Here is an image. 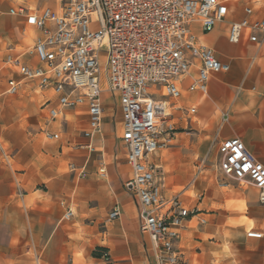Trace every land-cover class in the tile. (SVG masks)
Wrapping results in <instances>:
<instances>
[{
  "label": "crops",
  "instance_id": "1",
  "mask_svg": "<svg viewBox=\"0 0 264 264\" xmlns=\"http://www.w3.org/2000/svg\"><path fill=\"white\" fill-rule=\"evenodd\" d=\"M22 4L33 10L59 6L57 0H0V140L10 145V151L0 147V264H155L151 240L139 229L137 198L125 187L132 173L121 142L117 96L111 112L114 121L109 119L102 97L101 132L93 138L96 150L92 154L78 146L85 142L81 133L87 121L84 109H66L53 130L62 133L66 125L65 133L73 140L68 145L69 156L65 157L63 147L57 157H48L38 148L34 160L27 163V104L36 107L32 94L41 104L43 96L30 83L21 85L15 94L6 93L5 79L16 76L2 63L9 44L24 52L35 41L37 32L26 25L25 18L9 12ZM252 5L253 16L264 17V0ZM242 7V2L235 4V14L227 15L210 31L191 24L197 42L210 47L229 69L209 76L205 95L187 89L195 74L191 69L181 81L182 109L174 110L173 121L180 124L178 129L209 126L206 132L216 144L237 137L264 165V42L254 43L246 36L237 43L227 39L228 26L241 18ZM23 59L27 61V55ZM192 106L196 107L194 114L186 111ZM40 112L45 118L46 108L40 105ZM225 113L227 119L223 120ZM180 134L183 131L178 130L165 148L168 152L156 151L150 157L162 169L164 163L175 169L169 175L163 169L167 195L178 194L175 189L189 179L182 165L192 162L199 152L198 146L189 144L172 147ZM67 158L74 159L79 168L84 166L85 175L64 171ZM100 160L105 164L104 176L98 173ZM236 190L243 196H211L208 202L185 195L188 190L179 194L186 206L202 209L206 219L203 225L187 221L181 232L177 248L185 264H264V201L252 185ZM230 203H243L245 217L253 224L249 230L261 232L260 238L247 236L246 222L227 224V218H239L236 210L226 208ZM115 206L119 216L107 221ZM67 208L73 216L65 220ZM100 250L107 251L108 261Z\"/></svg>",
  "mask_w": 264,
  "mask_h": 264
},
{
  "label": "built area",
  "instance_id": "2",
  "mask_svg": "<svg viewBox=\"0 0 264 264\" xmlns=\"http://www.w3.org/2000/svg\"><path fill=\"white\" fill-rule=\"evenodd\" d=\"M57 1L58 9L33 10L23 4L10 8V14L23 16L37 35L24 52L12 44L5 48L2 63L16 76L5 79V91L15 94L21 85L30 83L41 92V107L46 108L42 131L52 140L60 136L49 126L63 117L64 110L83 108L85 142L78 146L92 154L96 150L92 141L101 132L104 114L100 72L106 67L108 89L119 101L121 142L132 173L125 187L137 198L139 229L151 240L155 264H185L177 248L181 232L187 221L203 225L206 219L202 209L186 206L179 194H165V173L150 157L170 146L178 132L173 112L182 109L181 81L190 70L195 74L187 89L205 95L209 76L229 69L210 47L197 42L191 24L210 31L227 15L235 14L233 6L242 2L243 15L229 24L227 39L237 43L246 36L259 44L264 42V17L253 16L256 0ZM186 111L194 114L196 107ZM222 118L226 120L227 114ZM217 152L222 176L258 188L263 202L264 165L244 143L237 137L228 138L219 142ZM68 168L85 175L84 166L70 163ZM105 171L100 160L99 175ZM119 214V208L113 207L107 221ZM72 216L67 208L63 219ZM247 236L260 238L262 233L251 229ZM101 257L109 260L105 250Z\"/></svg>",
  "mask_w": 264,
  "mask_h": 264
},
{
  "label": "rangeland",
  "instance_id": "3",
  "mask_svg": "<svg viewBox=\"0 0 264 264\" xmlns=\"http://www.w3.org/2000/svg\"><path fill=\"white\" fill-rule=\"evenodd\" d=\"M100 88L102 90V97L104 98L105 110L109 115V119L114 121V115L111 112L113 107V99L116 95L111 93L108 89L109 83L106 67H103L100 72ZM32 98L33 101L31 102H35L36 107H32L30 104H27L26 112L27 163L30 164L34 160V156L36 154L35 152L39 151L38 148H40L43 151V154L46 156L51 155L52 157H57L59 156L58 153L61 152V147H63L64 155L65 157H68V145L70 143L72 144L73 140L71 135L65 133L66 125L64 124V126L61 128L62 133L59 132L60 138L58 140L47 139L42 131V129L45 128L46 117L44 118V113L40 112L41 103L39 102L36 95L32 94ZM81 114L82 113H80V115ZM67 120L71 124L72 118L70 116L67 117ZM176 126L180 127V124L176 122ZM49 127H54V125H50ZM208 129L209 126L205 127L204 130L201 128L178 129L179 131H183V134L178 135V140L173 143L172 147L182 144H189L191 146H198L199 152L194 154L192 157V162L182 165L186 167L185 172L189 175V179L177 187L175 189L176 192L181 194L188 190L185 195L192 196V198H205V202H208L211 196H243L241 192L236 190V188L244 189L248 185H240L236 181L224 178L222 176L219 170V154L217 152L218 144L212 141V138L206 132ZM0 145L6 151H10L9 144L0 140ZM168 151L169 150H166L165 148L158 150L159 153ZM153 159L158 160L155 156H153ZM74 161V159L67 158V166H65L64 171H69L68 165L70 163H75ZM163 169L168 175L175 171L171 165L165 163L163 164ZM76 175L78 176V173H76ZM223 182L230 186H222L221 184ZM218 208L221 209L222 207L219 206ZM226 208L231 210V212L236 210L239 214V218H227V224L237 225L246 222V231H249V229L253 227L252 222L245 217V208L243 203L239 205L230 203L228 206H226ZM213 209H216V207Z\"/></svg>",
  "mask_w": 264,
  "mask_h": 264
},
{
  "label": "trees",
  "instance_id": "4",
  "mask_svg": "<svg viewBox=\"0 0 264 264\" xmlns=\"http://www.w3.org/2000/svg\"><path fill=\"white\" fill-rule=\"evenodd\" d=\"M101 251H103V250H100L99 252L101 253Z\"/></svg>",
  "mask_w": 264,
  "mask_h": 264
},
{
  "label": "bare ground",
  "instance_id": "5",
  "mask_svg": "<svg viewBox=\"0 0 264 264\" xmlns=\"http://www.w3.org/2000/svg\"><path fill=\"white\" fill-rule=\"evenodd\" d=\"M101 98H102V93H101Z\"/></svg>",
  "mask_w": 264,
  "mask_h": 264
}]
</instances>
